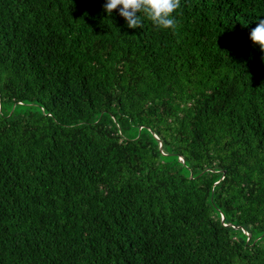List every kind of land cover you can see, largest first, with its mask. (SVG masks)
Here are the masks:
<instances>
[{"label": "trees", "instance_id": "trees-1", "mask_svg": "<svg viewBox=\"0 0 264 264\" xmlns=\"http://www.w3.org/2000/svg\"><path fill=\"white\" fill-rule=\"evenodd\" d=\"M0 0V264H264V0Z\"/></svg>", "mask_w": 264, "mask_h": 264}, {"label": "clouds", "instance_id": "clouds-1", "mask_svg": "<svg viewBox=\"0 0 264 264\" xmlns=\"http://www.w3.org/2000/svg\"><path fill=\"white\" fill-rule=\"evenodd\" d=\"M180 6L181 0H105L103 10L108 18L118 12L130 29H142L144 19H147L157 28L175 30L177 20L174 13ZM249 38L264 53V19L258 20Z\"/></svg>", "mask_w": 264, "mask_h": 264}]
</instances>
